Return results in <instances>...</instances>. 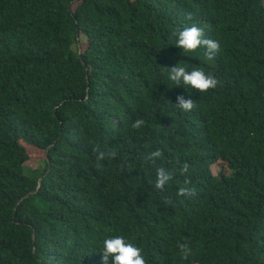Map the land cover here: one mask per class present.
I'll return each instance as SVG.
<instances>
[{"label":"trees","instance_id":"1","mask_svg":"<svg viewBox=\"0 0 264 264\" xmlns=\"http://www.w3.org/2000/svg\"><path fill=\"white\" fill-rule=\"evenodd\" d=\"M193 25L211 59L173 45ZM179 62L217 87L171 84ZM116 235L146 264H264V0H0V264H104Z\"/></svg>","mask_w":264,"mask_h":264},{"label":"clouds","instance_id":"2","mask_svg":"<svg viewBox=\"0 0 264 264\" xmlns=\"http://www.w3.org/2000/svg\"><path fill=\"white\" fill-rule=\"evenodd\" d=\"M175 40L173 45L182 50V55L193 53L200 47H206L208 59H211L213 53L218 49L217 42L204 39L203 29L195 25L191 27L177 28L175 30ZM186 56V55H184ZM166 73V79L177 87H183L186 92L189 89L196 90L200 93L207 92L209 89L217 87V79L211 74H207L200 68H193L189 71L181 62L176 66L170 67ZM175 104L182 111H190L194 102L191 99H185L184 96L177 98ZM142 121L137 120L133 123V128H138ZM153 156H158L159 152L153 153ZM170 179L168 173L163 169L157 171L156 187L162 188ZM104 264L109 260L113 264H146L145 258L142 255V249L133 243L126 240L124 236L116 235L103 239L101 241V251Z\"/></svg>","mask_w":264,"mask_h":264},{"label":"rangeland","instance_id":"3","mask_svg":"<svg viewBox=\"0 0 264 264\" xmlns=\"http://www.w3.org/2000/svg\"><path fill=\"white\" fill-rule=\"evenodd\" d=\"M81 46L85 49L87 47V39L85 37L80 38ZM23 146L26 148L27 153L30 157V160L25 164L26 170L29 171H40L44 172V162L46 159V155L43 151L31 148L30 146L23 144ZM222 170L220 165H214L212 167V171L215 175L219 173V171Z\"/></svg>","mask_w":264,"mask_h":264},{"label":"water","instance_id":"4","mask_svg":"<svg viewBox=\"0 0 264 264\" xmlns=\"http://www.w3.org/2000/svg\"><path fill=\"white\" fill-rule=\"evenodd\" d=\"M42 182H43V177L42 178H40V180H39V187H38V190L41 188V185H42ZM29 196H26L24 199H27ZM23 199V200H24ZM22 200V201H23Z\"/></svg>","mask_w":264,"mask_h":264}]
</instances>
